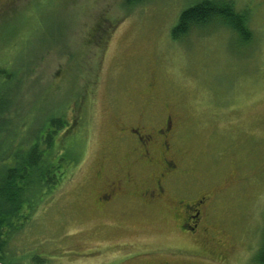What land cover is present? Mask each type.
I'll return each instance as SVG.
<instances>
[{
    "label": "rangeland",
    "instance_id": "374dc122",
    "mask_svg": "<svg viewBox=\"0 0 264 264\" xmlns=\"http://www.w3.org/2000/svg\"><path fill=\"white\" fill-rule=\"evenodd\" d=\"M203 1L0 0V66L22 64L25 75L18 108L38 113L35 124L67 123L54 134L60 182L12 233L5 264H137L182 246L165 212L117 217L87 204L115 111L149 101L180 108L190 182L218 193L213 221L231 264H262L264 0H210L232 3L241 31L215 18L173 38L181 14ZM115 222L123 229L106 227ZM117 242L138 247L91 257Z\"/></svg>",
    "mask_w": 264,
    "mask_h": 264
},
{
    "label": "flooded vegetation",
    "instance_id": "af4514ba",
    "mask_svg": "<svg viewBox=\"0 0 264 264\" xmlns=\"http://www.w3.org/2000/svg\"><path fill=\"white\" fill-rule=\"evenodd\" d=\"M151 102L146 106L127 102L115 111V135L97 160L94 176L99 186L93 194L89 191L87 204L95 213L117 217H145L148 212L170 216L168 225L182 246L156 257L148 254L137 264H231L233 248L222 247L213 221L218 193L206 190L200 177L195 184L190 182L194 172L181 148V110L176 105L151 109L147 107ZM106 227L123 229L118 222ZM127 246L138 243L117 242L108 249L100 245L91 257Z\"/></svg>",
    "mask_w": 264,
    "mask_h": 264
},
{
    "label": "trees",
    "instance_id": "16d2710c",
    "mask_svg": "<svg viewBox=\"0 0 264 264\" xmlns=\"http://www.w3.org/2000/svg\"><path fill=\"white\" fill-rule=\"evenodd\" d=\"M124 2L133 7L141 0ZM235 16L232 3L218 7L214 1L205 0L181 14L172 37L177 39L195 25H205L215 18L240 32L232 20ZM21 65L0 66V264H5L2 259L12 233L30 219L59 184L56 170L64 162L56 157L54 134L66 126L65 118L47 116L35 124L38 113L23 115L18 108L25 78ZM256 258L264 264V244Z\"/></svg>",
    "mask_w": 264,
    "mask_h": 264
}]
</instances>
